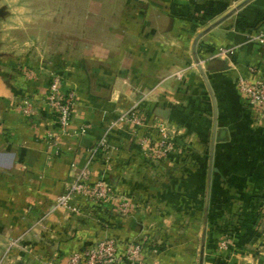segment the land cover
<instances>
[{
  "label": "crops",
  "instance_id": "1",
  "mask_svg": "<svg viewBox=\"0 0 264 264\" xmlns=\"http://www.w3.org/2000/svg\"><path fill=\"white\" fill-rule=\"evenodd\" d=\"M0 1V264H60L105 237L119 251L141 241L139 264H264V240L223 255L212 232L216 213L233 235H258L264 217V121L236 89L264 80V46L249 39L264 0H42L41 23L27 20L42 42L26 47L19 9ZM53 74L76 96L59 137L44 102ZM131 108L140 126L110 127ZM108 127L89 179L115 199L54 209ZM158 128L176 148L154 161Z\"/></svg>",
  "mask_w": 264,
  "mask_h": 264
},
{
  "label": "built area",
  "instance_id": "2",
  "mask_svg": "<svg viewBox=\"0 0 264 264\" xmlns=\"http://www.w3.org/2000/svg\"><path fill=\"white\" fill-rule=\"evenodd\" d=\"M249 39L264 46V30L251 35ZM224 52L225 50L220 49L218 54ZM199 63L201 62H197V64ZM195 66L196 64H192L191 67ZM250 71L253 72L254 70L250 69ZM182 75V71L173 74L176 79H181ZM236 89L245 105L255 112L258 120L264 121V80L258 78L249 81L240 78L236 82ZM75 99V93L71 90H63L60 76L53 74L47 83L44 102L54 118L55 134L57 137L68 134V126L75 107ZM30 110L31 102L28 99H23L20 102L19 111L24 115H30ZM117 121L119 123H130L134 126H140L142 123L135 108L122 112ZM115 125L117 124H111L110 127ZM110 127L105 130L96 144L88 150L87 159L83 166L77 169L76 176L63 193L56 197L54 209H65L76 214L78 213V209L71 204L75 197H80L95 206L115 199L113 189L106 181H90L89 179V168L98 152L104 149L105 135ZM80 132H84V129H81ZM158 133L159 138L154 143L151 153V158L154 161L166 158L176 147L175 142L164 128H158ZM142 143L143 145H148L149 140L144 138ZM118 207L121 214H129V203L121 200ZM230 246L231 241L229 238H224L219 242L217 249L224 251ZM143 248L144 244L141 241L131 239L125 243L123 250L119 251L116 240L113 237H105L88 247L84 252L71 254L60 264H139L142 259Z\"/></svg>",
  "mask_w": 264,
  "mask_h": 264
},
{
  "label": "rangeland",
  "instance_id": "3",
  "mask_svg": "<svg viewBox=\"0 0 264 264\" xmlns=\"http://www.w3.org/2000/svg\"><path fill=\"white\" fill-rule=\"evenodd\" d=\"M6 2H7V4H12L13 5L12 8H18L19 9V11H16L14 13V16H16L18 19L24 21L23 25L19 27V30H21L19 35L14 36L19 41V44L21 46L26 47L27 44L30 43V41L35 40V41L42 42V33L40 32V28H39V31L33 33V30L29 29V27H27V25L29 24L27 20L34 21L36 24L41 23V20L43 18L42 0H6ZM8 8L11 9V7H8ZM10 15H11L10 12H5L3 14L4 17H6V16L11 17ZM118 118H119V116H117L115 118V120H113L112 124H114V123L117 124L113 127H118V126H120V124H123V122L119 123L117 121ZM214 215L216 216V220H213L214 224L218 225V226L223 225L222 220L220 218H218V216L220 214L216 213ZM254 226H253V228H256L255 232L258 233V236L256 237V240L255 241L253 240V241L255 244H258V242L264 240V217H262V219L259 220ZM232 232L228 231L224 234H221L219 237H217V236L214 237V238H216L215 242H214L215 247L217 248L219 242L222 241L224 238H229V240L232 243V241H233L232 239L234 238V236H238V234H239V233H234V235H233V234H231ZM228 233L231 235H229ZM248 243L242 242L241 244L245 245V249L250 250L248 248ZM232 245H233V243L231 244V246Z\"/></svg>",
  "mask_w": 264,
  "mask_h": 264
},
{
  "label": "trees",
  "instance_id": "4",
  "mask_svg": "<svg viewBox=\"0 0 264 264\" xmlns=\"http://www.w3.org/2000/svg\"><path fill=\"white\" fill-rule=\"evenodd\" d=\"M176 148V147H175ZM104 203L98 204L96 205L97 208H100L101 205H103ZM106 224L109 226V220L106 222ZM232 232L233 229H231L228 224H223V225H215V227L212 229V232L214 234V236L219 237L221 234H224L226 232ZM229 234V233H228ZM232 234V233H231ZM229 234V235H231ZM258 235H253V234H238V236H234V238L232 239L234 242V246H230L228 247L226 250L221 251V253L223 255H228L230 253H244L245 251H247V249H245V245L241 244L242 242L247 243L249 241H252L256 239ZM228 237V236H227ZM216 239V238H215Z\"/></svg>",
  "mask_w": 264,
  "mask_h": 264
}]
</instances>
